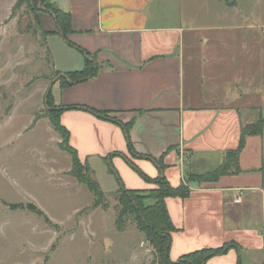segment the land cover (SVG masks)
I'll return each instance as SVG.
<instances>
[{"label":"crops","instance_id":"obj_1","mask_svg":"<svg viewBox=\"0 0 264 264\" xmlns=\"http://www.w3.org/2000/svg\"><path fill=\"white\" fill-rule=\"evenodd\" d=\"M49 1L68 16L65 37L72 45L55 33L48 11L37 12L39 28L49 32L47 37L59 35L64 42L63 72L83 68L82 50L97 64L95 76L83 82L61 87L59 79L52 78L51 88L58 87L55 103L89 106L130 123L129 136L137 154L129 151L118 122L83 109H63L60 122L68 129L69 144L79 159L113 153L129 158L131 154L147 178L163 176L174 187L181 183L189 187L185 198H165L175 228L169 251L172 261L195 250L232 243L239 249L233 247L209 262L264 264L262 133L245 137L238 157L240 173L215 181H187L188 175H203L221 164L225 151L238 146L243 126L255 122L250 110L261 106L244 95V88L227 95L218 94L215 86L204 90L199 72L211 75V60L200 49L213 41L208 32L222 26L187 21L207 15L209 0H178V4L175 0ZM209 81L214 78L207 76ZM150 158L160 160L161 167ZM110 161L128 176L126 188H153L146 178L147 183L133 178L118 155ZM237 192L239 202L234 201ZM12 206L4 203L6 209ZM139 252L134 253V264L145 260Z\"/></svg>","mask_w":264,"mask_h":264},{"label":"rangeland","instance_id":"obj_2","mask_svg":"<svg viewBox=\"0 0 264 264\" xmlns=\"http://www.w3.org/2000/svg\"><path fill=\"white\" fill-rule=\"evenodd\" d=\"M219 1L221 6L209 0L207 15L187 21L222 26L208 32L213 41L200 49L211 60L212 74L199 72L204 90L215 86L227 95L244 88V95L261 102L250 117L263 120L264 145V0ZM44 3L0 0V264H134L138 251L145 258L138 264H158L150 261L153 248L134 221L124 231L115 228L116 174L127 187L125 171L102 155L80 159L103 194L102 204L92 207L94 193L72 174V156L49 122L45 97L49 88L58 94L50 82L64 73L66 54L59 35L40 32L37 12ZM207 76L214 81L206 83ZM118 156L133 178L148 182L133 155L128 161Z\"/></svg>","mask_w":264,"mask_h":264},{"label":"trees","instance_id":"obj_3","mask_svg":"<svg viewBox=\"0 0 264 264\" xmlns=\"http://www.w3.org/2000/svg\"><path fill=\"white\" fill-rule=\"evenodd\" d=\"M45 3L38 10L43 9L51 14L56 24L55 33L62 34L64 39L67 40L65 34L69 29L66 28L68 16L60 12V10H58L57 8L53 7L49 0H45ZM37 23L39 24L38 18ZM40 32L42 33V35L49 34V32H45L41 30V28ZM67 43L72 45L68 40ZM82 53L85 58L83 68L65 72L62 77L59 78L61 87L83 82L95 76L97 72V64L92 61L91 56L88 52L82 50ZM50 91L51 89L49 88L45 97L46 105L49 110L47 115L49 122L54 127V129L58 131L62 136L61 147L64 150L68 151L72 156V174L77 178L79 182L85 183L87 187L94 193L95 200L92 204V207H97L101 205L103 201L102 191L97 186V183H95L92 179L87 161L82 164L80 159L78 158L77 151L69 144V131L65 126L61 124L60 114L63 109L78 108L89 111L100 118L118 122L122 126L125 133L129 151L133 155H137L134 152L129 136V129L131 124H123L117 121L115 118L109 116L106 111L96 110L89 106L63 107L57 105ZM262 123L263 120L259 118V120L253 123L244 125L241 129V136L238 146L235 149H229L225 151L221 164L215 170L207 172L203 175H188L187 181H215L222 175L240 173L241 169L239 167L238 157L244 146L245 137L247 135L262 133ZM114 155H121L127 160V157L120 153L110 154L104 157V159H106L111 165L110 159ZM150 159L158 164L159 167H161L160 160H156L154 158ZM111 170L116 174L114 168L111 167ZM116 177L120 185V189L118 192V204L120 208L117 211L115 217V228L117 231H124L127 221L129 219L134 221L136 228L140 232L144 233L146 240L153 248L152 250L154 252V261L158 264H212L209 262L212 257L226 254L229 249L233 247L239 249L238 246L232 243H225L220 247H208L189 252L178 258L176 261H172L169 257V251L171 245V232H173L175 228L170 220L165 204V198H185L189 193V187L184 183H181L178 186L174 187L163 176L157 177L155 179H150L144 175V177L149 182L155 183V188L140 190L129 189L123 185L117 174ZM38 212L41 211L38 210Z\"/></svg>","mask_w":264,"mask_h":264},{"label":"built area","instance_id":"obj_4","mask_svg":"<svg viewBox=\"0 0 264 264\" xmlns=\"http://www.w3.org/2000/svg\"><path fill=\"white\" fill-rule=\"evenodd\" d=\"M241 200L240 192H237L234 196V201L239 202ZM263 210H264V199H263Z\"/></svg>","mask_w":264,"mask_h":264},{"label":"water","instance_id":"obj_5","mask_svg":"<svg viewBox=\"0 0 264 264\" xmlns=\"http://www.w3.org/2000/svg\"><path fill=\"white\" fill-rule=\"evenodd\" d=\"M63 74H59L58 76H56L55 79H59L60 77H62ZM108 244V239H105V246L107 247Z\"/></svg>","mask_w":264,"mask_h":264}]
</instances>
